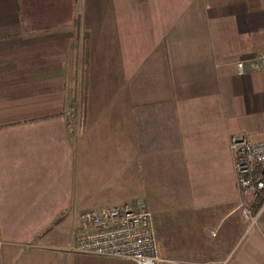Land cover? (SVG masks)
I'll use <instances>...</instances> for the list:
<instances>
[{
  "label": "crops",
  "instance_id": "1",
  "mask_svg": "<svg viewBox=\"0 0 264 264\" xmlns=\"http://www.w3.org/2000/svg\"><path fill=\"white\" fill-rule=\"evenodd\" d=\"M263 48L264 0H0V264H133L53 229L136 196L162 257L264 264V208L244 232L227 151L264 140Z\"/></svg>",
  "mask_w": 264,
  "mask_h": 264
},
{
  "label": "built area",
  "instance_id": "2",
  "mask_svg": "<svg viewBox=\"0 0 264 264\" xmlns=\"http://www.w3.org/2000/svg\"><path fill=\"white\" fill-rule=\"evenodd\" d=\"M247 62L250 69L264 71V48ZM242 68L243 62L236 61V72L241 73ZM68 106L72 116L74 103ZM66 125L69 126L68 121ZM227 149L239 196L237 208L245 221L246 232L256 227L264 208V140L251 141L243 135L230 134ZM70 249L125 259L133 264H192L159 254L150 212L139 196L117 204L82 210L71 231Z\"/></svg>",
  "mask_w": 264,
  "mask_h": 264
},
{
  "label": "rangeland",
  "instance_id": "3",
  "mask_svg": "<svg viewBox=\"0 0 264 264\" xmlns=\"http://www.w3.org/2000/svg\"><path fill=\"white\" fill-rule=\"evenodd\" d=\"M84 12H85L84 4L83 3L77 4V7H76V22H77V25L82 22L83 17L85 16ZM81 54H82V52H81ZM81 60H82V58H81ZM77 88L79 90L77 89L76 92L77 93L81 92L83 90L82 89V83H79V84L77 83ZM80 96H81V93H80V95H77L75 100H70L69 104L74 103V110H73V113H72L73 115L72 116L70 115V111L68 109L70 106H67V110H68L67 116H68L69 120H71V117L73 119L76 118L77 120L80 118V115H81L80 110L82 109L81 108V103H80V100H81ZM77 106H78V109H77ZM227 151H228V149H227ZM228 155H229V153H228ZM133 198H135V197H132V198L124 200V201H129V200H131ZM124 201H121V202H124ZM117 203H120V202L109 203V204H117ZM109 204H103V205H109ZM103 205H98V206H103ZM98 206H95V207H98ZM76 207H78V206L74 207L75 210L69 209V210H66L64 212H61L62 215H61L60 218L58 217L59 220H58L56 226H54V229H53L54 236H56L60 241H63V242L68 241L69 245H70L69 232L72 231V228L76 224L73 227H71V226L73 225V223H74L75 219L77 218L78 214L81 212L80 210H76ZM95 207H91V208H95ZM87 209H89V208H87ZM236 209L239 212V209L237 208V206H236ZM239 214H240V212H239ZM70 228H71V231H70Z\"/></svg>",
  "mask_w": 264,
  "mask_h": 264
},
{
  "label": "trees",
  "instance_id": "4",
  "mask_svg": "<svg viewBox=\"0 0 264 264\" xmlns=\"http://www.w3.org/2000/svg\"><path fill=\"white\" fill-rule=\"evenodd\" d=\"M81 49H82V55H81V58H82V68L84 69L85 58H86V56H85V54H86V40H83ZM81 83H82V89H83V87H84V80L83 79H82V82Z\"/></svg>",
  "mask_w": 264,
  "mask_h": 264
}]
</instances>
